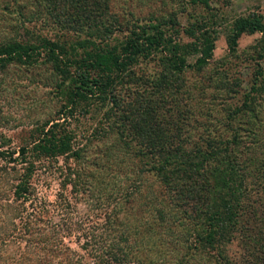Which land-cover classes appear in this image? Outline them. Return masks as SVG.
Listing matches in <instances>:
<instances>
[{
  "label": "trees",
  "instance_id": "1",
  "mask_svg": "<svg viewBox=\"0 0 264 264\" xmlns=\"http://www.w3.org/2000/svg\"><path fill=\"white\" fill-rule=\"evenodd\" d=\"M35 1L85 37L17 35L33 15L0 0V71L48 69L58 99L18 144L0 132V264H264L263 15L228 21L220 63L260 35L241 90L226 67L206 68L213 0H140L146 15L125 19L114 0ZM148 58L154 69L136 70ZM92 104L113 135L98 149L70 123Z\"/></svg>",
  "mask_w": 264,
  "mask_h": 264
},
{
  "label": "rangeland",
  "instance_id": "2",
  "mask_svg": "<svg viewBox=\"0 0 264 264\" xmlns=\"http://www.w3.org/2000/svg\"><path fill=\"white\" fill-rule=\"evenodd\" d=\"M12 1L9 0L11 4L13 3ZM15 1L18 5H23L25 9L22 15L19 14L20 17L15 12H13L12 17L19 18L21 22L23 17L33 15L34 18H31L33 19L31 21L22 22L17 28V35L18 33L20 36L22 34L24 38L31 40L36 39V35H44L51 39L62 40L65 43H74L85 37L84 33L73 32L58 27L47 17L42 7L35 3V0ZM165 1L167 3L169 2L168 0ZM114 4L121 16H124L126 13L125 10H129L133 14L135 13V16L142 18L150 8L149 5L143 6L140 0H114ZM211 6L218 8V14H221L222 20H220V25L217 27L218 29L215 33L212 62L206 68L215 65L226 67L225 69L228 74H233L238 78L240 89L248 90L252 79V75L250 74L252 72V61L250 62L244 59V57L248 56L251 52L253 53L251 48L260 35L258 33L242 35L238 39L236 56L233 58L228 57L227 62L224 64V61L220 63L218 60L223 58L227 52L225 33L228 27V21L232 17L238 14H244L252 9L261 13L264 18V0H213ZM126 18H129V16H126ZM185 19V15L179 16L181 22H185ZM14 24L18 25L15 22ZM124 34L125 28L119 31L116 30L109 38V41L118 40ZM183 39L187 40L185 37ZM257 62L263 69L264 56L258 58ZM154 66L153 60L148 58L140 61L136 66V70L139 68L144 71H152ZM51 81L48 69L43 68L25 69L24 67L12 65L7 67L5 71H0V132L6 134L10 138L11 143L18 144L26 138L28 129L37 120L47 118L54 113L53 111L58 105V99L54 96L55 91L51 85ZM105 109L104 106H98L96 104L90 105L85 111L78 108L74 111V116L70 120L71 126L77 132L78 138L80 136L88 137L95 149H98L101 143L112 140V133H104L98 128L100 125L105 124L103 118V111ZM198 117L200 116L198 115ZM213 123L212 121L211 125ZM95 130L99 131L97 132ZM105 130L108 131L107 128ZM8 248L11 249L10 246Z\"/></svg>",
  "mask_w": 264,
  "mask_h": 264
}]
</instances>
